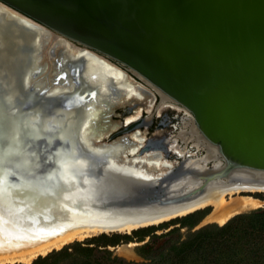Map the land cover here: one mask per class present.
<instances>
[{"label": "water", "instance_id": "1", "mask_svg": "<svg viewBox=\"0 0 264 264\" xmlns=\"http://www.w3.org/2000/svg\"><path fill=\"white\" fill-rule=\"evenodd\" d=\"M0 3L53 35L124 65L187 107L195 116L200 137L221 160L198 169L187 167L184 160L160 170L158 174H163L154 178L118 168L111 157L99 152L96 143L102 139L85 143L75 130L89 92L79 68H71V78L66 71L53 80L57 84L62 78L71 79L67 80L74 85L71 89L50 94L49 87H36L46 70L28 75L34 70L36 51L42 48L3 29L0 113L10 117L11 111H19L55 124L54 128L42 122L1 125L4 140L0 147L13 152L0 165V179L5 196L15 203L27 201V207H33L37 200L36 212L46 215V199L63 193L61 200L99 220H91L90 225H114L177 213L201 199L213 180L264 186V179L255 175L264 174V0ZM14 136L18 137L15 142ZM157 149L166 150L160 142L150 141L142 154ZM65 158L78 177L74 190H70L73 185L64 186L61 170ZM198 181L201 184L194 185ZM65 189L69 190L61 192Z\"/></svg>", "mask_w": 264, "mask_h": 264}, {"label": "bare ground", "instance_id": "2", "mask_svg": "<svg viewBox=\"0 0 264 264\" xmlns=\"http://www.w3.org/2000/svg\"><path fill=\"white\" fill-rule=\"evenodd\" d=\"M15 12L16 11L8 7L5 9L0 8V31L4 29L9 30L10 32L12 31L14 34L22 35L21 37L24 38L25 41L33 42L42 48L41 52H39V50L36 51L35 67L28 75L30 78L34 72L40 71L41 69L44 70V66L41 65L44 45L48 43L46 39H49L52 33L18 12ZM65 43L67 47H71L72 43L66 40ZM87 50L88 52L85 54L88 56L83 55L84 62H82L81 59L74 61L71 65L65 63H61L62 65L59 64L60 72L57 77L62 76L63 72L66 73V71H68L69 75L67 77L71 78V68H79V73L84 80V89L89 92L86 94L85 103L80 107L79 121L75 130L78 132V135L83 142L92 143L94 139L97 141L102 137L96 134L93 130V124H96L97 122L95 121L94 123L92 117L89 116V107H87V104L93 103L97 100L98 93L102 96H106L111 89L110 92L113 94V84L116 82L119 83L122 80H120L118 74H113L117 69L113 67L111 68L110 65L104 61V58L99 57L94 51L91 52L90 49ZM132 72L135 75L140 76L134 71ZM57 77L53 78V80L55 79L56 81ZM53 80L52 83L50 80H43L41 75L38 82L35 83V86L41 87V89L49 87L50 90L48 93L50 94L58 93L61 90L71 89L72 86H74L71 82L69 85L67 80L71 79L68 78H62V81L57 84H55V82L53 83ZM90 82L94 83L97 90L93 85H90ZM28 84L31 85L32 82ZM105 91H107L106 94H104ZM1 116L4 118L0 119V126L13 125L14 127H18L23 122L31 125H36L41 122L43 123L41 118L31 114L20 113L19 111H11L10 117L4 116L3 113H0V117ZM43 126L54 128L55 124L51 121H47L43 123ZM195 132L194 140L197 142L198 146L202 145L207 152L206 155L198 157L195 161L191 162L190 160L187 167H192L194 169L206 168L207 163L211 160L216 163H221L215 149L200 137L197 129ZM96 146L98 149H101L99 150L101 154L111 157L113 164L118 168L123 170L129 169V165H119L116 163L117 153L120 146L112 144L102 145L99 143H96ZM150 151H153L154 156L158 155L155 150ZM151 165H153L152 162ZM154 169L157 170L155 167ZM1 170L6 171L3 166ZM130 170L146 178L160 176L154 175L152 171L144 168L140 170L136 167L132 168L131 166ZM61 174L65 181L64 186L67 188H71V185L75 186V188L72 187L73 189L70 190H74L78 187V177L71 172L69 159L67 158L64 159ZM248 174L252 175L253 173ZM255 175L256 177L258 176L264 179V174ZM200 184V181L194 183V185L197 186ZM67 190L69 189H65L61 192ZM5 191L6 188H4V184L0 179V217H2V219H0V244L3 245V247H0V264H14L18 262L31 264L36 257L46 255L54 249H61L65 245L74 241H81L93 235L105 232L129 233L139 227L159 224L175 217L176 215H185L189 212L207 207H212V212L208 215L207 219L211 220V222H217L222 225L236 213L261 206L262 200L251 195H243V193H245V191L246 193L264 192V186H242V184L239 183H236V185H230L226 180H213L208 184L201 199L179 209L180 211L177 213L153 217L148 220L130 221L128 223L114 225H90L89 223H91V220L93 222H99V220L93 218V216L85 214L81 209L73 207L66 201L61 200L63 193L57 194L56 197L51 196L49 199H46L49 213L42 215L36 212L39 207L37 200L32 204L33 207L30 205H28L30 207H27V201L23 202L22 205L17 202L15 203L10 197L5 196ZM42 195L46 197L44 193ZM32 197L35 196L33 195ZM30 199L31 198H28L29 201Z\"/></svg>", "mask_w": 264, "mask_h": 264}, {"label": "flooded vegetation", "instance_id": "3", "mask_svg": "<svg viewBox=\"0 0 264 264\" xmlns=\"http://www.w3.org/2000/svg\"><path fill=\"white\" fill-rule=\"evenodd\" d=\"M0 8L5 9L6 6L0 3ZM46 40L48 43L44 45L41 61L43 72L46 70L42 75L43 80L52 83L60 72L59 64L71 65L81 59L84 62L83 55L88 56L85 54L87 48L73 43L67 47L66 39L53 33ZM99 57L104 58L101 55ZM104 61L117 69L113 74H118L122 81L113 84V94L111 89L106 96L98 93L97 100L88 103L87 107L89 116L94 123L97 122L93 124V130L102 137L99 144L120 146L117 164L129 165V169L131 166L140 170L144 168L154 175H161L163 173L158 174L160 170L178 166L184 160L187 166L190 160L192 162L206 155V149L202 145L198 146L194 140L196 122L192 111L169 99L124 65L106 58ZM90 83L96 88L93 82ZM150 141L160 142L166 150H155L156 156L153 151L142 154Z\"/></svg>", "mask_w": 264, "mask_h": 264}, {"label": "trees", "instance_id": "4", "mask_svg": "<svg viewBox=\"0 0 264 264\" xmlns=\"http://www.w3.org/2000/svg\"><path fill=\"white\" fill-rule=\"evenodd\" d=\"M206 210H198L172 219L179 227H194L204 218ZM156 226L133 230L132 235L114 233L94 237V246L76 243L70 247L38 257L32 264H140L119 257L101 260L92 257L96 247L117 245L121 241H139L153 233ZM102 242V244H101ZM72 249V250H71ZM78 251L72 261H68ZM107 253L111 251L107 250ZM152 258V257H150ZM159 260L146 264H264V210L235 216L223 226L209 225L193 232L186 240L178 241L169 254L162 253Z\"/></svg>", "mask_w": 264, "mask_h": 264}, {"label": "rangeland", "instance_id": "5", "mask_svg": "<svg viewBox=\"0 0 264 264\" xmlns=\"http://www.w3.org/2000/svg\"><path fill=\"white\" fill-rule=\"evenodd\" d=\"M213 163L214 162L212 161L208 165L211 166L213 165ZM243 195H251L255 198L262 200V205L259 206L258 208L256 207V208H252V209H248V210L236 213L235 215H233V217H230L222 225L217 222H213V221L211 222V220L207 219L208 215L212 212V207L203 208L202 210H206L207 213L205 214L204 218L200 221V223L194 227H188V226L179 227L180 226L179 223H174L172 220H169L162 224L156 225L157 228L153 231V233L146 236L145 239L141 241H139L138 238H134L132 241H121L117 245L96 247V249L94 250L92 254V257L96 259H101V260H111L114 257H119L125 261L137 262L140 264L150 263V262H153V260L155 259L157 261L159 260L158 258H160V255L162 253L169 254L174 244H176L178 241L186 240L193 232L198 231L200 228H203L209 225L223 226L239 214L247 213L251 211L264 210V192H254V193L247 192V193H243ZM113 234L114 233H110L108 235L111 236ZM122 234H125V233H122ZM100 235L102 234L93 235L81 241H74L68 245H65L61 249L70 247L72 245H75L76 243H81L83 246H86V245L94 246L95 245L94 243H88V242H92L94 237H97ZM128 235L134 236L133 231L129 233ZM61 249H54L51 252L61 250ZM107 250L111 251V253L110 254L107 253ZM51 252H49L48 254H50ZM48 254L41 255V256L45 257ZM81 254H82L81 251H78V253L76 252L73 255V257L68 259L67 262L72 261L74 257H76L77 255H81ZM38 257H36L35 259H37ZM14 264H27V263L18 262Z\"/></svg>", "mask_w": 264, "mask_h": 264}, {"label": "snow or ice", "instance_id": "6", "mask_svg": "<svg viewBox=\"0 0 264 264\" xmlns=\"http://www.w3.org/2000/svg\"><path fill=\"white\" fill-rule=\"evenodd\" d=\"M16 139H18V137L14 136V142ZM3 140H4V130H3V127L0 126V145H2ZM12 152H13V149L11 148H9L7 151H4L2 147H0V165H3L5 163V157L8 155H11ZM0 219H2V217H0ZM0 247H3V245L0 244Z\"/></svg>", "mask_w": 264, "mask_h": 264}]
</instances>
